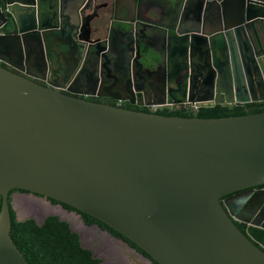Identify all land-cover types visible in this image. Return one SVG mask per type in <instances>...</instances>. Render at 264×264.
Segmentation results:
<instances>
[{
  "label": "water",
  "instance_id": "95a60500",
  "mask_svg": "<svg viewBox=\"0 0 264 264\" xmlns=\"http://www.w3.org/2000/svg\"><path fill=\"white\" fill-rule=\"evenodd\" d=\"M57 2L72 13L76 24L83 8L96 12V27L106 23L97 14L99 0ZM151 9L141 0L124 2L113 8L110 23L117 20L113 28L124 36L134 33L149 39L159 31L174 62L181 52L197 55L195 69L185 73L184 83L188 92L192 85L206 84L211 94L203 101L188 97L174 103L189 102L198 109L264 101V0H196L191 6L172 7L173 27L156 20ZM56 17L57 12L42 14L40 0L0 3V28L10 24L15 29L0 31V52L17 59L29 36L38 34L41 40L35 42L48 46L50 34L56 33ZM80 44L95 65L110 47L99 38H90L85 47V42ZM137 49L139 57L138 43ZM204 51L212 57L203 59ZM143 56L145 62L135 58L138 69L153 63L148 52ZM56 57L46 54L49 66L56 64ZM69 57L62 63L65 79L74 74L86 79L90 63L84 65L81 52ZM78 68L84 75L75 73ZM205 68L210 76L203 81ZM87 78L98 81L94 72ZM166 83H161L164 90ZM142 84L144 105L167 103L166 95L154 97L149 80ZM224 87L234 90V96L228 98ZM260 184L264 110L210 118L131 110L65 94L55 83L42 85L0 65V264H29L9 234L11 189L47 200L36 219L20 217L28 208L33 210L21 204L32 199L10 203L17 220L34 218L41 224L46 214L58 215L79 234L90 227L77 210L84 212L138 247L140 252L115 236L114 241L140 257L142 264H264V250L237 227L220 201L226 194ZM52 200L58 204L50 206ZM241 221L264 229V221ZM105 233L110 235L107 229Z\"/></svg>",
  "mask_w": 264,
  "mask_h": 264
},
{
  "label": "flooded vegetation",
  "instance_id": "af4514ba",
  "mask_svg": "<svg viewBox=\"0 0 264 264\" xmlns=\"http://www.w3.org/2000/svg\"><path fill=\"white\" fill-rule=\"evenodd\" d=\"M141 1L145 2L146 5L159 8H163L167 5V7L170 9L172 7L176 8L186 6L188 4L191 6L192 3L196 2V0H193L192 3H190L192 0ZM4 2L5 0H0L2 5ZM123 2H127L128 4L132 5L134 4L135 0H99L97 10H101L106 5L108 7L111 6L112 8L117 6L119 7ZM54 6L57 11V29L56 33L50 34L51 41L49 45L44 47V45L41 46L35 42L37 40H41L40 34L29 36V40L27 39L26 43L27 46H24V50L21 49V57L16 59L11 55L0 52L1 66L42 85H47V82L55 83L58 86L59 91L71 96L81 97L95 102L118 105L123 108L137 111L158 112L162 110L175 111L187 109L189 111L196 112L197 109H194V107L190 105L189 102L174 103V101L183 100L184 98L188 99V97L203 101L204 97L211 94L206 84L192 85V89L188 92L186 83H184L186 80L184 75L185 73H189L191 70L195 69L197 55H194V53L191 52L192 56L189 57L186 52H181L178 54V56H176L178 60L174 62L173 58L169 57L168 52H166L163 42H161L159 39L161 38L162 34L159 31L154 30L153 36H151L149 39L140 38L134 33H128L127 36H124L116 32V30L113 28L115 25H111V23L109 25L105 23L103 28L96 27V12H92L89 9L83 8L81 10L82 20L76 24V20L73 18L72 13L63 8L57 2V0H54ZM8 22L10 23V21ZM173 24L175 25V23H171L169 26L173 27ZM46 26L49 28L50 24H47ZM11 27L12 26L10 24L3 25L0 28V31H4L5 33H11L12 31H15V29L11 30ZM126 29L130 28L128 27ZM90 38H99L100 40H105L110 44V47L105 53L106 55L102 57L99 56L97 65H95L93 61L89 60V54L87 53V50L81 48L80 42H85V47L88 45L87 40H90ZM137 43L140 46L139 57L137 54ZM67 49L70 50L68 51ZM78 52H81L82 61L85 66L90 63V73L94 72L98 78V81H93L91 78H87L90 73L86 79L79 77L77 74L65 79V72L62 69L64 65L62 63L68 61V58H70V53L74 55ZM146 52H148L153 57L152 64L154 65H148V69H138L135 58H139L140 62H145L143 55H145ZM47 53L56 54L57 57L54 60L51 59L52 62H56V64L53 63L51 66H49V63L46 60ZM203 55L207 59L212 57L210 53L205 51L203 52L202 56ZM3 57L10 60L8 62L4 61ZM18 60L21 61L19 62ZM192 65L193 69H191ZM170 67L173 68L170 69L172 74L169 76V79H166V70H168ZM205 70L206 68L201 69L203 81L207 80V78L210 76L209 70ZM75 73H81V75H84L85 72L82 71V68H78ZM145 80H149L152 83V86H154L153 90L156 92V95L154 96L155 98L164 97L166 95V104L162 106L143 104L146 94L144 95V87L142 83ZM162 82H167V91L161 86ZM224 89L228 93V98L234 96V90H228V87H224ZM109 94H113L121 100L114 99L113 97L109 96ZM249 95L250 97L252 96L251 93H249ZM254 103H259L254 108L264 109V101ZM247 104L248 103L242 105L231 104L229 106H243L244 111H250L252 108H249ZM22 197L32 199L27 200L31 202V205L33 200L42 198L41 196H35L22 189H11L8 191L7 199H9L12 205L16 200ZM225 199H227L226 204L224 203ZM263 199L264 184H260L226 194L220 198V201L223 204L225 210L231 214V218L235 223H245L242 222L241 219L251 218L253 221H264ZM44 202H47V200H44ZM44 202L42 203L43 207L46 206ZM57 204V202L52 200L50 206ZM48 210L52 209H47L46 212H48ZM27 211L28 215L33 216L35 219L37 218L38 215L34 214V210H29L28 208ZM55 212L61 214L58 210ZM97 225L98 224L96 223H89V229H84L82 232L79 231L80 239L82 240L83 238H88V240H92V242L94 240L96 242V239H93V237H97L99 241L101 240L100 238H105L107 241L115 242V236L117 235L108 230L110 232L109 235L105 233V228H102L100 225H98V228ZM128 244L130 243L128 242ZM85 246L91 250L93 255V253L96 254L97 249H100L103 245L96 244V246H91L90 242L87 241ZM132 247L138 250L135 246ZM138 251L140 252V250Z\"/></svg>",
  "mask_w": 264,
  "mask_h": 264
},
{
  "label": "trees",
  "instance_id": "16d2710c",
  "mask_svg": "<svg viewBox=\"0 0 264 264\" xmlns=\"http://www.w3.org/2000/svg\"><path fill=\"white\" fill-rule=\"evenodd\" d=\"M258 104L248 103V107L252 108L250 111H244L243 106L232 107L216 104L198 108L196 112L181 109L175 111L162 110L156 113L167 116L191 117L195 115L201 118H210L243 115L264 110L254 108ZM53 201L57 202L56 200ZM8 204L10 212L9 234L29 264H98L101 262L99 257H93L91 250L82 246L79 234L72 231L68 222L61 220L58 215H47L41 224L37 223L34 218L19 221L16 219V213L9 199ZM63 206L69 210H74L66 204H63ZM77 212L81 214L87 224L96 223L113 234L122 237L118 232L92 216L78 210ZM236 225L252 242L264 250L263 228L246 223H236ZM124 239L135 246L131 241ZM136 248L140 250L138 247ZM154 263L157 264L155 261Z\"/></svg>",
  "mask_w": 264,
  "mask_h": 264
},
{
  "label": "rangeland",
  "instance_id": "374dc122",
  "mask_svg": "<svg viewBox=\"0 0 264 264\" xmlns=\"http://www.w3.org/2000/svg\"><path fill=\"white\" fill-rule=\"evenodd\" d=\"M43 202H41V200H35L33 201L32 205L30 204V202L28 203H21L27 206L32 207V209L35 211L34 214H36V212H39L40 208H43ZM53 209H55V207H53ZM21 213V212H20ZM18 213V214H20ZM43 214H46V212H44ZM42 214V215H43ZM41 215V216H42ZM28 212L25 213H21L20 217L21 218H25L28 217ZM74 217L76 218L77 216L74 215ZM78 228H80V226H78ZM90 239V237H89ZM92 239V237H91ZM93 239H96V242L93 240H88V238H83L82 244L85 246L87 244V241L90 242V245L93 246L96 244H100L103 245L100 249H97V256H99V258L102 260L100 264H120V259H124V261H126L127 264H142V262H139L138 260H136L132 255H130L129 253H127V251L124 250L123 247L121 246H117L116 244H112L110 241H107L105 238H100L101 240L99 241V239L97 237H93ZM104 240V241H103Z\"/></svg>",
  "mask_w": 264,
  "mask_h": 264
},
{
  "label": "crops",
  "instance_id": "0c3cea01",
  "mask_svg": "<svg viewBox=\"0 0 264 264\" xmlns=\"http://www.w3.org/2000/svg\"><path fill=\"white\" fill-rule=\"evenodd\" d=\"M124 3V2H123ZM122 3V4H123ZM41 12L43 15L50 17L53 16V14L56 11L55 6H54V0H41ZM151 10L155 12V18L156 20H158L159 22H162L165 26H169L171 25V23H174V18L173 15L171 14V10L170 8L166 6H164L163 8H159V7H155V6H151ZM97 14H99L103 19L106 20V24H110V18L113 14V8L111 6L107 7V9L102 8L101 10H97ZM96 20V18H95ZM96 22V21H95ZM113 24L115 26H117L119 23L117 22V20H113ZM106 25V26H108ZM112 244H116L117 246H121L123 247V245L121 243H115V242H111ZM127 250V253H129L130 255H135L138 259L139 262L145 263L140 257H138L135 253H133L130 249H128L127 247H125ZM102 261V260H101Z\"/></svg>",
  "mask_w": 264,
  "mask_h": 264
},
{
  "label": "bare ground",
  "instance_id": "6f19581e",
  "mask_svg": "<svg viewBox=\"0 0 264 264\" xmlns=\"http://www.w3.org/2000/svg\"><path fill=\"white\" fill-rule=\"evenodd\" d=\"M141 251V250H140Z\"/></svg>",
  "mask_w": 264,
  "mask_h": 264
}]
</instances>
